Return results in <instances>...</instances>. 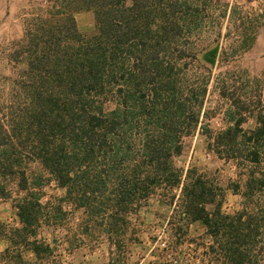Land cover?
Here are the masks:
<instances>
[{
	"label": "trees",
	"instance_id": "16d2710c",
	"mask_svg": "<svg viewBox=\"0 0 264 264\" xmlns=\"http://www.w3.org/2000/svg\"><path fill=\"white\" fill-rule=\"evenodd\" d=\"M81 10L94 14L88 36L74 17ZM195 12V0H49L39 9L22 54L26 85L0 154V171L16 180L17 194L1 185V197L20 223L0 220V239L10 244L0 258L22 264L10 247L24 244L45 259L51 248L36 236L42 222L64 219L63 203L85 213V228L113 241L127 216L154 199L180 208L179 219L203 223L210 237L205 253L218 264H264V205L257 199L264 197V114L244 130L250 110L245 100L232 98L226 128L211 133L200 120L210 74L190 86L181 62L187 55L182 38L199 30L190 22ZM217 52L205 44L192 56L212 66ZM225 86L222 80L227 98ZM199 124L208 149L234 161L236 179L222 185L175 165ZM22 151L27 162H38V172L27 174ZM48 185L63 190L53 206L41 201ZM227 189L242 197L234 213L222 211ZM182 227L176 225L175 243L185 235Z\"/></svg>",
	"mask_w": 264,
	"mask_h": 264
},
{
	"label": "rangeland",
	"instance_id": "374dc122",
	"mask_svg": "<svg viewBox=\"0 0 264 264\" xmlns=\"http://www.w3.org/2000/svg\"><path fill=\"white\" fill-rule=\"evenodd\" d=\"M195 1L196 18L190 22H195V24L197 22L199 30L182 38L184 46L187 47L185 53L187 55L181 62L186 63L182 76L190 86L196 87L201 75L210 74L200 120L202 122L204 120L211 133L226 128L228 124L225 121V110H228L232 105V98H241L245 100L246 106L250 110L242 125L244 130L249 131L256 125V114L258 112L264 114V0ZM48 3L49 0H0V154L4 150L5 144L9 142L7 135L11 120L15 117L18 109V93L26 85L24 70L27 63L22 54L25 51L27 35L28 33L35 34L37 23L34 22V19L36 14ZM74 17L82 35L92 34L95 29L92 11L81 10L76 12ZM199 36H202L205 41L199 42ZM205 44L216 45L218 49V55L212 66L203 65L192 56L196 53L197 48ZM222 80H225L224 91L227 98L222 97L220 93ZM204 112H208L206 119H204ZM200 125L185 138L184 151L174 159L175 165L182 168L184 172L189 168L197 169L201 173L215 177L216 181L221 182L222 185L228 179H236L238 167L231 159H220L208 149L209 139L206 134L201 132ZM21 154L22 167L28 175L40 170L38 162H27L24 158L25 153L22 151ZM1 161L2 156H0ZM261 169L264 170V161ZM15 182L16 180L10 179V177L5 180L0 171V186L4 185L7 189H11ZM12 189L14 191L12 195L16 196L15 189ZM44 190L46 194L43 201L45 198L47 200L49 196L53 199V206L60 193H57V197L54 199L52 194H55V191L52 185H48ZM176 192L178 193V189ZM241 199L242 197L238 193L235 194L227 189L224 191L222 211L234 213L241 209ZM257 199L264 205V197ZM153 201L155 200L153 199ZM160 205L159 203L152 207L149 206V210L159 213L160 219L165 216L163 214L167 215L169 211H171V217L172 215L176 217L174 221L169 219L166 222L163 219V223L154 222L152 224L153 233L151 232L150 238H152L153 244L161 250L162 256L169 260H182L185 262L184 264H189V261L191 262L195 258L196 264H218L212 254L205 253V246L210 239L205 233L197 234L194 241L192 237L182 236L180 241L175 243L178 235L174 233V227L171 231L170 224L172 222L176 225L181 210L175 205L169 207ZM3 207L10 209V202L3 199L0 192V215ZM143 208L140 211L144 210ZM207 208L211 211L214 207L208 204ZM126 221L125 228L113 235L112 243L115 248L128 242L132 235L136 236L140 231L139 227L130 226L128 218ZM157 252L161 253L159 250Z\"/></svg>",
	"mask_w": 264,
	"mask_h": 264
},
{
	"label": "crops",
	"instance_id": "0c3cea01",
	"mask_svg": "<svg viewBox=\"0 0 264 264\" xmlns=\"http://www.w3.org/2000/svg\"><path fill=\"white\" fill-rule=\"evenodd\" d=\"M53 189L55 191V194H52L54 199L57 197V193H60L59 197L63 195L61 188ZM52 200L49 196L47 200L46 198L44 201L43 198L41 199L42 202H48L51 206ZM154 204L158 205L159 202L150 200L149 204L143 208L144 210L127 216L130 226L139 227L140 231L136 236L132 235L128 242L118 245V248L114 247V243L108 239L106 233L85 228L87 216L82 210H76L71 204L63 203L64 219L51 221L49 225L42 222L36 236L37 239L51 248L50 254L45 259H38L32 249L24 244L11 246L10 249L21 253L22 264H184L185 262L182 260L165 258L162 256L161 250L153 244L152 238H150L153 229L152 224L154 222L163 223V219L166 222L169 219L176 220L174 215L170 216L171 211L167 215L163 214L165 216L160 219L159 213L149 210V206L152 207ZM160 206H165V204ZM1 212L0 219L16 227L20 226L11 207L10 209L3 207ZM50 214L52 215V213ZM185 222L186 219H179L176 225H184ZM176 225L171 222V231L173 227L175 231ZM163 229L166 230V228ZM182 229L185 230L184 237H192L193 241L197 234L205 233L203 223L196 220L186 222ZM9 245L5 238L0 239V255ZM158 250L161 253L157 252ZM112 256L114 257L112 258ZM192 260L189 261V264H196V258ZM0 264H14V262L8 257H2L0 258Z\"/></svg>",
	"mask_w": 264,
	"mask_h": 264
}]
</instances>
